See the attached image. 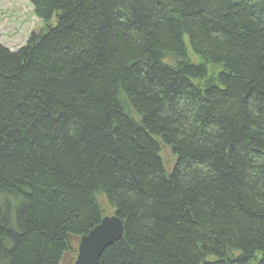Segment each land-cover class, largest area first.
<instances>
[{
    "label": "trees",
    "instance_id": "obj_1",
    "mask_svg": "<svg viewBox=\"0 0 264 264\" xmlns=\"http://www.w3.org/2000/svg\"><path fill=\"white\" fill-rule=\"evenodd\" d=\"M29 2L43 29L0 43V264H72L102 201L98 264H264V1Z\"/></svg>",
    "mask_w": 264,
    "mask_h": 264
},
{
    "label": "rangeland",
    "instance_id": "obj_2",
    "mask_svg": "<svg viewBox=\"0 0 264 264\" xmlns=\"http://www.w3.org/2000/svg\"><path fill=\"white\" fill-rule=\"evenodd\" d=\"M55 17L51 19V24ZM44 23L34 14L29 0H0V43L10 50H16L22 46L31 32H39ZM191 56V55H190ZM194 60V58L192 57ZM160 155L164 165L169 169L173 163V155L170 149L161 145ZM101 206L110 214L102 201ZM68 257L64 259L67 262Z\"/></svg>",
    "mask_w": 264,
    "mask_h": 264
},
{
    "label": "water",
    "instance_id": "obj_3",
    "mask_svg": "<svg viewBox=\"0 0 264 264\" xmlns=\"http://www.w3.org/2000/svg\"><path fill=\"white\" fill-rule=\"evenodd\" d=\"M122 233L123 223L119 217L115 214L102 216L96 225L77 239L72 264H98L104 249L117 241Z\"/></svg>",
    "mask_w": 264,
    "mask_h": 264
}]
</instances>
